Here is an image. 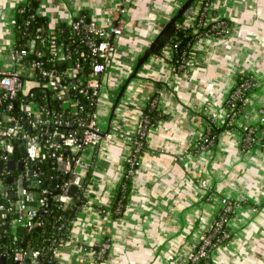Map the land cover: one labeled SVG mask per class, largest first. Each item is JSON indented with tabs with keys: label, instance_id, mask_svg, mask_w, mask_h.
Masks as SVG:
<instances>
[{
	"label": "crops",
	"instance_id": "obj_1",
	"mask_svg": "<svg viewBox=\"0 0 264 264\" xmlns=\"http://www.w3.org/2000/svg\"><path fill=\"white\" fill-rule=\"evenodd\" d=\"M25 1L0 0V69L10 63L11 21ZM187 1H127L120 21L123 34L115 40L96 108L102 130L109 129L114 137L100 151L86 150L82 155L91 168L87 203L77 215L72 242L60 252V264H178L215 220L221 198L245 204L228 222L232 238L211 252V264H264V149L255 147L245 157L238 133L223 131L213 149L191 152L206 129L207 115L217 112L222 120V107L239 71L260 86L249 95L237 126L259 123V111L264 112V0H214L206 24L225 20L231 31L196 40L185 72L174 70L168 47L142 61ZM118 4L119 0H41L36 15L47 20L49 32L69 26L82 13L107 26L115 21ZM196 5L188 20L192 26L198 16ZM192 26L186 27L197 34ZM153 98L162 118L146 133L127 206L122 218L112 221L100 209L111 204L132 148L127 137L135 134L142 111ZM65 162L70 171L71 161ZM79 171L83 176L85 171ZM15 183V189L3 181L1 185L17 195ZM203 183L205 189L200 187ZM180 234L188 239L182 240ZM105 240L106 260L95 262L86 248Z\"/></svg>",
	"mask_w": 264,
	"mask_h": 264
},
{
	"label": "built area",
	"instance_id": "obj_2",
	"mask_svg": "<svg viewBox=\"0 0 264 264\" xmlns=\"http://www.w3.org/2000/svg\"><path fill=\"white\" fill-rule=\"evenodd\" d=\"M128 0H119L116 10L115 21L107 26H100L96 22L88 18L87 15H79L68 27L71 33L80 34L81 37L77 41V45H59L55 39H52L46 52L37 51L34 40L26 43L29 50H15L10 55V63L3 69H0V91L3 97L7 99H15L18 96L33 97L36 92L51 93L54 101L58 103V107L65 102L68 90L78 92L87 96L90 106L92 107L90 114L85 117L79 116L75 118L72 124L68 115L62 109L51 108L48 105L40 106L39 103L28 102L24 105L25 116L28 118L27 127H24L18 120H14L6 112L10 111L12 106L2 110L0 114V152L1 162L7 165L11 160L16 164L22 163V174L24 177L25 187H31L35 184L36 189L22 190L21 198H18L11 207H14L16 218L11 222L13 228L23 227L27 231H31L35 226L38 214L28 204H38L41 209H45L48 205V191H39L41 179L37 171L31 169L30 164L41 159L45 151L55 163L69 160L73 163L71 170L63 173L60 192L56 196V200L63 208H68L72 204V199L67 196V192L72 185L77 190H82V175L77 173L75 169L86 171L90 168V164L82 159V154L86 150L100 151L105 143L113 139L111 132L104 133L98 125L97 99L102 89V80L106 74L108 67L114 55L115 40L123 34L122 16L126 14V5ZM214 0H197L200 6L198 16L195 18V25L188 23L192 18L193 9L186 13V20L181 27L192 26L195 32L199 29L208 27V32L216 36L228 35L231 31L229 23L221 19L211 21L206 24L209 16L210 5ZM19 8V7H18ZM17 8V9H18ZM16 9V10H17ZM16 12V11H15ZM11 25H15L14 18ZM39 31V30H38ZM212 36V35H210ZM207 36V37H210ZM170 48V47H168ZM172 49V48H171ZM32 56V58H29ZM69 62L68 69L62 73L61 77L53 70L57 64ZM89 69L87 77L80 76V72L84 69L83 64ZM189 66L188 57L183 59L180 70L185 72ZM191 66V64H190ZM51 67V68H50ZM239 80L231 89L222 107L223 118L218 120V113L211 112L206 117V129L202 136L196 141L192 149L195 153L213 149L216 144L206 140V135L210 132L212 126L229 127L226 131H234L238 133L239 147L241 153L245 157H249L252 145L255 139L264 141V112L260 113V120L256 126L250 123H243L237 126L243 110L248 104L249 95L259 88V82L246 74L244 71L237 73ZM64 80L65 83H62ZM31 82L32 86L25 92L26 85ZM42 99L47 102L46 95ZM69 103V102H68ZM77 107L78 102L72 103ZM2 118H4L2 120ZM10 121V122H9ZM147 119L141 118L138 128L134 135L127 137L132 145L129 155L124 161L126 170L123 175L133 178L144 143L142 139L147 133ZM53 127L51 130L50 127ZM30 130V132L28 131ZM206 134V135H205ZM205 135V136H204ZM43 139L45 141H43ZM15 142H19L21 149L23 148L24 161L15 160L12 157L15 154ZM264 149V143L260 145ZM66 154L67 156H63ZM32 173V174H31ZM11 176L10 172L4 171L3 177L6 179ZM201 188H206L203 183ZM87 192L84 193L86 196ZM209 197H212L209 194ZM8 198L7 193H0V211L3 212L0 221L7 217L9 208L2 204V200ZM110 202L107 203V206ZM241 208L239 201L220 199L219 212L210 225V227L200 235L195 243L190 246L187 255L181 258L178 264H211L210 254L218 246L230 241L232 238L228 222L236 216V212ZM73 227L76 221L71 222ZM231 237V238H230ZM182 240H187L186 234H180ZM225 240H228L224 242ZM93 249H89V256L95 262H103L105 255L109 249V242L92 245ZM59 251H53V255L59 258ZM31 260L25 262V254L14 250L11 256V264H38L37 259L39 252L30 254ZM0 259L3 257L0 255Z\"/></svg>",
	"mask_w": 264,
	"mask_h": 264
},
{
	"label": "trees",
	"instance_id": "obj_3",
	"mask_svg": "<svg viewBox=\"0 0 264 264\" xmlns=\"http://www.w3.org/2000/svg\"><path fill=\"white\" fill-rule=\"evenodd\" d=\"M40 2L41 0H28L26 3L21 4L16 10L14 15L15 43L13 48L15 50H29L26 43L34 40L36 50L46 52L52 39H55L56 43L59 45H77V41L81 35L78 33H71L68 26L62 25L54 32L48 31L47 20L36 15V10ZM196 2L197 1L191 3L188 10L193 8ZM181 23L182 18L179 20L178 26H176L173 31H168L165 34L168 39L164 40V38H162L163 48L158 51V54H161L165 47L172 48V65L176 72H182L180 70V66L182 65L183 59L189 56L192 44L196 40L210 35H212L210 37H219L213 33H209L208 27H205L204 29L201 28L197 34H193L191 28L180 27ZM29 58H32V56ZM69 65V62L57 64L53 70L61 77L62 73L68 69ZM83 67L84 69L80 72V76L85 78L89 74V69L85 63L83 64ZM238 80L239 76L236 74L234 86ZM62 83H65L64 80ZM43 95H46V103L42 99ZM66 95L67 98L65 101H68L69 103L65 102L58 107V103L54 101L52 94L46 93L45 91L36 92L33 97H24L20 95L12 100L4 98L3 93L0 91V114L2 110L11 105V110L6 113L14 118V120L20 121L24 127H27L28 123V118L25 116L24 112V105L28 102L39 103L40 106L49 104L51 108L58 107L59 109L65 111L72 124H74L73 122H75V118H78L79 116L85 117V115L90 114L92 107L90 106L87 96L71 90H68ZM75 102H78L77 107H74L72 104ZM142 117L148 121L147 130L154 127L158 120L162 118L160 111L157 109L156 98H153L148 102L147 106L142 111ZM260 128L261 126L258 125L257 129ZM50 129L52 130L53 127L51 126ZM228 129L229 127H226L225 125L222 127L212 126L208 135L205 134L206 140L212 141L216 144L218 142L219 134ZM43 141L45 140L43 139ZM142 142L144 143L143 147L145 149V138L142 139ZM263 143V140L255 139L252 149L255 147H261L260 145ZM15 148L16 152L12 159L24 161V154L19 146V142H15ZM191 152L195 153V149H191ZM1 155L2 153L0 152V157ZM63 156L67 155L63 154ZM1 166L4 167V170H0V178L3 177L4 171H8L5 164L1 162L0 158V167ZM30 166L31 169L39 173L41 184L38 190L48 191L49 194L47 197L49 201H51V206H47L45 209H41L39 205L35 203L31 206V208L37 211L38 217L33 229L31 231H27L23 227L13 228L11 226V222L16 218L15 209L14 207H11V204L18 199L17 195L14 196V199H10L8 197L2 200V204L10 210L7 213V217L0 221V255L3 257V260L0 259V264H11V256L14 250H18L25 254V262H29L31 260V253L39 252V257L37 259L38 264H60L62 253H59V258H57L53 255V251L58 250L61 252V250L65 249L66 246L72 242V231L74 227L71 222L76 221L77 215L87 203L84 193L88 191L90 185L91 169H88L85 173H83L81 181V187L83 189L76 191L72 199V204L65 209L55 199L60 192L62 179L65 178L64 174L58 170L57 163H55L45 151L41 159L30 164ZM124 169L126 170L125 165ZM8 172H10L12 177V182L9 185L15 189L16 183L14 179L16 178V173H12L11 171ZM60 178L61 181L58 182ZM131 180V177L123 175L112 195L111 204L108 206L109 208L102 207L100 209L109 214L112 221H117L122 218L130 194ZM3 182L6 183V179H3ZM239 204L243 206L245 203L242 201L239 202ZM230 236L232 237V233ZM226 241L228 240H225L224 242ZM91 247L94 246L86 248L87 252L89 249H93ZM107 254L105 255L104 261L106 260Z\"/></svg>",
	"mask_w": 264,
	"mask_h": 264
},
{
	"label": "water",
	"instance_id": "obj_4",
	"mask_svg": "<svg viewBox=\"0 0 264 264\" xmlns=\"http://www.w3.org/2000/svg\"><path fill=\"white\" fill-rule=\"evenodd\" d=\"M195 1H197V0H188V1L183 5V7L179 10L178 15L173 19V21H172L170 24H168V25L165 27V29L160 33V35H158L157 39L155 40V42L153 43V45H152V47H151V50L148 51V52L145 54V56H144V58L142 59V61L147 60V59L151 56V54L153 53L154 50H155V51H160V50L162 49V47H163V43L160 42V39H161L162 37L164 38V40H167V39H168V37L165 36V34H166L168 31L171 32V31L174 30V28L176 27L175 24L177 23L178 19L181 18V17L183 16L184 13H186V11H187L189 5H190L191 3H193V2H195ZM127 83H128V80L125 81V82L123 83L122 88H121L120 91H119V95H118V97H117V99H116V101H115V104H114V106H113L112 112H111V114H110V120H111V118L113 117V112H114V110H115V106H116V104H117V102H118L120 96L122 95L123 90H124V88H125V86H126ZM3 119H4V118H2V120H3ZM29 131H30V130H29ZM108 131H109V129L105 132V134L108 133ZM21 150L23 151V148H22ZM57 166H58V170H59L61 173H64V172L66 171V162H65V161L59 162V163L57 164ZM72 166H73V163L70 162V167H72ZM16 167H17V169H18L19 171H22V167H23V165H22V163L16 164L14 160L9 161V162L7 163V165H6V169H7L8 171H11V172H12V171H15V168H16ZM3 168H4V167L1 166V167H0V170L3 171V170H4ZM31 174H32V173H31ZM60 181H61V178L58 180V182H60ZM11 182H12V177H10V176L7 177V178H6V184L9 185ZM1 183H2V180L0 179V193H7V194H8V197H9L10 199H14V196H15V195H14V192H8L7 188L4 187V186H2ZM24 188L34 190V189L37 188V186H35V184H34V185H32L31 187H25V185H24V181H23V179L20 177V178L18 179V183H17V189H18V190H17V197H18V198H21L22 190H23ZM75 193H76V186H75V185H72V186L69 188L68 192H67V196H68L69 198H73L74 195H75ZM28 205H29V207H31L33 204H28ZM47 206H48V207L51 206V201L48 202V205H47ZM2 213H3V212L0 211V217H1Z\"/></svg>",
	"mask_w": 264,
	"mask_h": 264
},
{
	"label": "rangeland",
	"instance_id": "obj_5",
	"mask_svg": "<svg viewBox=\"0 0 264 264\" xmlns=\"http://www.w3.org/2000/svg\"><path fill=\"white\" fill-rule=\"evenodd\" d=\"M28 0H26L24 3H26ZM24 3H22V4H24ZM212 5V4H211ZM210 5V6H211ZM196 10L197 11H199V8H200V6L199 5H196ZM212 11V10H211ZM14 15H15V13H14ZM209 15H211V13H209ZM125 15H123L122 17H124ZM10 28H12L13 30H14V26L12 25ZM14 43H15V30H14ZM14 43L12 44L13 46H12V48L14 47ZM164 51H166V50H164ZM30 86H32V83L31 82H29L27 85H26V87H25V92H27L29 89H30ZM98 125H99V127L101 128V129H103L104 130V127H103V125L102 126H100V124H99V121H98ZM254 126H258V124H255ZM83 154H84V152H83ZM82 154V155H83ZM87 163H89L88 162V160L86 161ZM77 172H80L79 170L77 171Z\"/></svg>",
	"mask_w": 264,
	"mask_h": 264
},
{
	"label": "flooded vegetation",
	"instance_id": "obj_6",
	"mask_svg": "<svg viewBox=\"0 0 264 264\" xmlns=\"http://www.w3.org/2000/svg\"><path fill=\"white\" fill-rule=\"evenodd\" d=\"M14 173H16V178L14 179L15 182L18 183V179L21 177L24 181V177H23V174H22V171H19V170H16Z\"/></svg>",
	"mask_w": 264,
	"mask_h": 264
}]
</instances>
